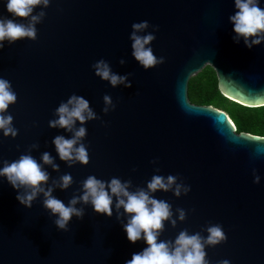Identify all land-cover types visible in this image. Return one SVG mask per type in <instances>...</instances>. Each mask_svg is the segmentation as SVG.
I'll list each match as a JSON object with an SVG mask.
<instances>
[{"label": "water", "instance_id": "95a60500", "mask_svg": "<svg viewBox=\"0 0 264 264\" xmlns=\"http://www.w3.org/2000/svg\"><path fill=\"white\" fill-rule=\"evenodd\" d=\"M41 10L45 16L35 26V40L5 42L0 49V77L17 95L7 111L18 129L15 138L0 134V166L29 151L40 162L41 153L49 152L58 169L44 165L48 184L65 172L73 178L67 189L53 190L65 204L80 194V182L90 174L130 178L131 190L153 174H178L190 185L187 194L158 190L154 196L172 205L173 218L177 207L186 218L175 227L166 221L158 239L172 240L182 229L206 236L207 226L220 224L227 239L205 248L210 264H264V136L238 133L226 111L196 104L188 95L191 77L210 65L229 99L264 105V42L251 49L242 40L233 42V0H49L33 14ZM8 16L0 0V18ZM143 20L150 25L145 32L158 25L150 45L165 58L147 70L131 56L129 39L131 24ZM101 58L113 72L130 73L131 86L112 87L96 76L91 64ZM72 93L86 98L100 119L85 123L89 162L69 167L51 140L70 133L50 128L48 120ZM104 94L116 104L107 114L101 111ZM32 143L37 147L29 150ZM253 169L259 183H253ZM15 197L0 177V264H124L146 246L142 239L127 240L126 219L118 220L115 209L109 217L77 204L83 217L73 216L65 231L54 225L40 197L31 207Z\"/></svg>", "mask_w": 264, "mask_h": 264}, {"label": "clouds", "instance_id": "9594fccd", "mask_svg": "<svg viewBox=\"0 0 264 264\" xmlns=\"http://www.w3.org/2000/svg\"><path fill=\"white\" fill-rule=\"evenodd\" d=\"M6 12L10 17L0 18V49L5 47V42L11 45L17 39L28 38L35 40L37 35L36 24L45 16L41 10L33 14L37 6L47 7L49 0H3ZM234 13L228 16L234 33V43L243 41L244 46L251 49L254 45L264 42V0H233ZM16 18H27V23L17 22ZM149 22L143 20L131 24L129 39L131 41V56L145 70L164 62L163 56L153 54L150 42L155 39L158 25H151L153 31L145 32L149 28ZM143 33V34H141ZM123 65L125 60L120 58ZM94 74L101 80H105L110 86L116 87L123 84L131 86L128 77L130 73L123 75L113 72L108 61L101 58L91 64ZM259 98H264L261 95ZM258 98V99H259ZM17 95L8 79L0 77V134L4 137L15 138L18 129L13 125V116L7 111L10 104L16 102ZM104 114L114 110L116 104L109 94L102 97ZM260 102H264L261 100ZM55 118L48 120L50 128L63 129L70 136L55 135L51 143L61 161L67 166L76 163L85 165L89 162V153L84 138L87 134L85 123L100 116L90 107L89 101L81 95L72 93L66 100L61 101L53 110ZM103 123V121H102ZM37 147L36 143L28 146V149ZM156 159L150 163L156 164ZM44 165H50L53 170L58 165L53 162L49 152L44 151L40 155V162L29 152L21 153L17 159L9 161L4 159L0 166V177L16 190V200L25 207H31L32 202L41 198L42 206L53 217L54 225L60 230H68V225L73 216L77 219L83 217L84 209L77 204L90 205L97 214L112 216L113 209L119 220L121 215L126 219L122 229L129 242L135 243L143 240L146 245L138 252L131 254V259H126L124 264H210L206 257V247H213L227 239L220 224H211L204 231L189 233L187 229L180 230L174 239H158L167 221L175 227L177 220L186 218L183 208H176V217L173 218L172 205L164 199L154 196L158 190L171 192L180 197L190 191V185L183 182L179 175L167 176L153 174L145 182V186L135 187L131 190L132 180L112 176L107 180L88 175L80 182V194L73 195L65 204L53 195L54 188L67 189L73 178L70 173H63L58 179L48 184L49 173ZM132 171H135L133 168ZM159 172V168H155ZM260 176L253 169V183H259ZM121 209L123 210L121 212ZM216 264H231L228 259H221Z\"/></svg>", "mask_w": 264, "mask_h": 264}, {"label": "trees", "instance_id": "16d2710c", "mask_svg": "<svg viewBox=\"0 0 264 264\" xmlns=\"http://www.w3.org/2000/svg\"><path fill=\"white\" fill-rule=\"evenodd\" d=\"M188 95L192 102L210 105L226 111L234 123L236 131L264 136V105L249 107L229 99L219 85L215 69L206 65L191 77Z\"/></svg>", "mask_w": 264, "mask_h": 264}]
</instances>
